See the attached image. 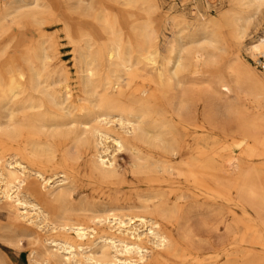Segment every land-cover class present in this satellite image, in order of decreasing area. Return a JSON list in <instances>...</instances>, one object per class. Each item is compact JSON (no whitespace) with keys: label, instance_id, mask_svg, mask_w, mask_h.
I'll list each match as a JSON object with an SVG mask.
<instances>
[{"label":"bare ground","instance_id":"obj_1","mask_svg":"<svg viewBox=\"0 0 264 264\" xmlns=\"http://www.w3.org/2000/svg\"><path fill=\"white\" fill-rule=\"evenodd\" d=\"M260 1L178 12L161 45L146 0H0V240H26L31 264H245L243 243L264 247V80L238 57L220 71ZM123 151L144 188L125 191Z\"/></svg>","mask_w":264,"mask_h":264},{"label":"rangeland","instance_id":"obj_2","mask_svg":"<svg viewBox=\"0 0 264 264\" xmlns=\"http://www.w3.org/2000/svg\"><path fill=\"white\" fill-rule=\"evenodd\" d=\"M56 1H58L62 6L64 5V0ZM234 4V0H187L186 2L182 0H146V3L142 7V9H146L148 12H150V18L158 28L159 36L161 39L160 42L161 45H163L167 38L171 37L170 26H167L166 21L176 15L178 12H184L191 18H193L194 16L198 18H201L202 16L205 18H219L222 14H225L226 12L230 11L231 8H233ZM248 7L250 14L252 15L251 17L253 19H251L247 32V37L241 45L237 44V42L235 41L232 42L229 53L221 61L220 71L226 72L227 68L229 66H234L236 64V60L240 58L243 62H247L255 70L256 74L264 80V54H257L254 56V54H252L251 52L252 46H257V49H259V43L264 41V0ZM57 39L60 44L62 56L64 57V59H68V57L71 55V50L67 48L66 39L64 35L59 33ZM260 52L261 51L259 50L258 53ZM117 157V165L119 167L121 175H123L124 177H126L127 180H129V185L126 186L127 189L125 191L129 192L130 190L134 191L144 188V186H146V182L143 180V178L146 177L135 178L131 173L132 158L129 152H119V154L117 153ZM254 161L252 160L253 164L260 166L264 170V157L255 158ZM88 172L81 169L80 176L85 181L84 184L88 188V194L90 195V197L94 199H99V196L104 195V193H106L107 195V193L109 192V188H107L108 186L99 182L95 183L96 181L91 179ZM7 224L8 216L6 215V212L0 211V227H4ZM2 234L4 235V233ZM223 235L224 230H222L220 233L211 234L209 241L211 242V245L214 246V248H220V241L223 240ZM177 238L181 243L183 242L180 236H177ZM21 244L22 245L19 249L0 240V249H2V253L5 255L4 257L6 259L7 264H31L29 253L33 250V247H31L26 240L24 241V239L21 240ZM241 247L242 251L244 250V254L247 255L248 253H250L248 254V258L245 260V264H253L255 260L259 258H262L261 264H264V247L254 245L249 242L243 243ZM253 258L256 259L254 260Z\"/></svg>","mask_w":264,"mask_h":264}]
</instances>
